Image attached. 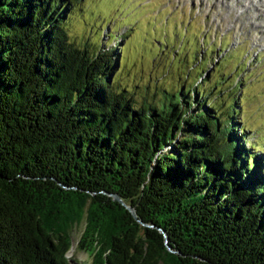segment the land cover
<instances>
[{
  "label": "trees",
  "instance_id": "obj_1",
  "mask_svg": "<svg viewBox=\"0 0 264 264\" xmlns=\"http://www.w3.org/2000/svg\"><path fill=\"white\" fill-rule=\"evenodd\" d=\"M74 1L0 0V264H72L79 226L87 264H264L235 103L201 75L157 102L112 88L119 51L69 38Z\"/></svg>",
  "mask_w": 264,
  "mask_h": 264
},
{
  "label": "rangeland",
  "instance_id": "obj_2",
  "mask_svg": "<svg viewBox=\"0 0 264 264\" xmlns=\"http://www.w3.org/2000/svg\"><path fill=\"white\" fill-rule=\"evenodd\" d=\"M238 2L75 0L66 30L79 45L119 51L111 87L128 90L136 102H157L160 91L179 86L188 74L193 80L206 76L215 83L210 96L217 86L222 89L214 99L217 108L235 103L237 134L264 159V11ZM234 82L235 94L229 88ZM80 231L81 226L71 233L72 264L90 261L75 249Z\"/></svg>",
  "mask_w": 264,
  "mask_h": 264
},
{
  "label": "bare ground",
  "instance_id": "obj_3",
  "mask_svg": "<svg viewBox=\"0 0 264 264\" xmlns=\"http://www.w3.org/2000/svg\"><path fill=\"white\" fill-rule=\"evenodd\" d=\"M235 1L238 2V0H235ZM246 1L248 2V6L247 7H249V5H250V11L256 12V10H260V9L264 11V7L263 8H260L261 6H258L259 3L264 2V0H246ZM251 4H254V5H251ZM247 7H245V8H247Z\"/></svg>",
  "mask_w": 264,
  "mask_h": 264
},
{
  "label": "water",
  "instance_id": "obj_4",
  "mask_svg": "<svg viewBox=\"0 0 264 264\" xmlns=\"http://www.w3.org/2000/svg\"><path fill=\"white\" fill-rule=\"evenodd\" d=\"M112 197H113V199H115V200H119V198H118L116 195H112ZM126 208L130 211L131 215H132L133 217H135L134 210H133L132 208L128 207V206H126ZM141 224H142V223H141Z\"/></svg>",
  "mask_w": 264,
  "mask_h": 264
}]
</instances>
